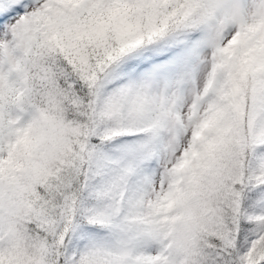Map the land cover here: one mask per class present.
Returning a JSON list of instances; mask_svg holds the SVG:
<instances>
[{"label": "snow or ice", "instance_id": "snow-or-ice-1", "mask_svg": "<svg viewBox=\"0 0 264 264\" xmlns=\"http://www.w3.org/2000/svg\"><path fill=\"white\" fill-rule=\"evenodd\" d=\"M0 264H264V0H0Z\"/></svg>", "mask_w": 264, "mask_h": 264}]
</instances>
